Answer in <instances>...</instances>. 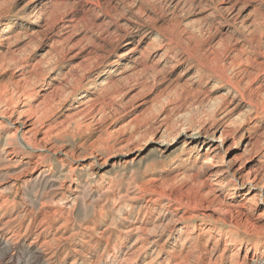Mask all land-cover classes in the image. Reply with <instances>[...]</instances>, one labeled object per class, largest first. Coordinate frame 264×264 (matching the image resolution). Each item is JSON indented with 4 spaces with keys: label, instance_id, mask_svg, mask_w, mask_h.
<instances>
[{
    "label": "rangeland",
    "instance_id": "1",
    "mask_svg": "<svg viewBox=\"0 0 264 264\" xmlns=\"http://www.w3.org/2000/svg\"><path fill=\"white\" fill-rule=\"evenodd\" d=\"M0 264H264V0H0Z\"/></svg>",
    "mask_w": 264,
    "mask_h": 264
}]
</instances>
